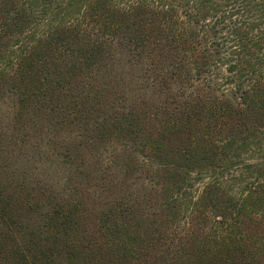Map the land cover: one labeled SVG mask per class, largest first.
Instances as JSON below:
<instances>
[{
	"label": "trees",
	"instance_id": "obj_1",
	"mask_svg": "<svg viewBox=\"0 0 264 264\" xmlns=\"http://www.w3.org/2000/svg\"><path fill=\"white\" fill-rule=\"evenodd\" d=\"M0 264H264V0H0Z\"/></svg>",
	"mask_w": 264,
	"mask_h": 264
}]
</instances>
